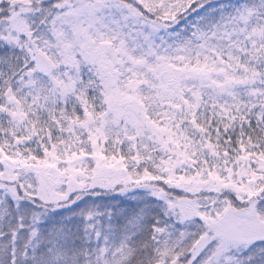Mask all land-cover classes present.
<instances>
[{
    "label": "rangeland",
    "instance_id": "rangeland-1",
    "mask_svg": "<svg viewBox=\"0 0 264 264\" xmlns=\"http://www.w3.org/2000/svg\"><path fill=\"white\" fill-rule=\"evenodd\" d=\"M5 1L11 3V14L0 18L2 258L5 243L11 242L14 260L24 257L28 247L32 264H79L78 255L65 253L69 239L64 231L92 218L98 208L85 197L67 208L60 205L75 194L122 187L126 200L140 209L154 201L165 225L178 218L158 245V264H179L189 247L188 264H255L249 245L264 239V199L247 201L264 190V0H226L199 9L181 29L149 21L121 0L0 4ZM133 1L169 23L197 0ZM87 46L100 53L96 64ZM35 52L50 62V71L36 70ZM66 55L77 59L74 69ZM103 69L115 78L114 99L133 103L141 113L139 128L127 130L125 137H116L122 125L115 124L113 113L103 110L94 122L91 112H76L79 95L110 98ZM222 110L250 115L262 139L251 141L244 126L239 148L230 140L227 129L235 128L229 126L219 133L223 141H217L208 127ZM93 125L114 137L97 144ZM208 146L220 150L208 151ZM153 182L194 197L165 195ZM200 193H230L247 208L235 209L221 197H196ZM28 197L56 208L31 211ZM11 210L28 212L32 238L27 233L4 237ZM106 229L100 225L99 237ZM43 230L46 238L40 235ZM89 238L93 241V234ZM104 238L107 247L118 245L114 255L104 261L92 257L88 264H122L129 257L127 236ZM38 251L43 261L35 257ZM77 254L84 264L89 254ZM255 258L258 264L264 261L260 253Z\"/></svg>",
    "mask_w": 264,
    "mask_h": 264
},
{
    "label": "trees",
    "instance_id": "trees-1",
    "mask_svg": "<svg viewBox=\"0 0 264 264\" xmlns=\"http://www.w3.org/2000/svg\"><path fill=\"white\" fill-rule=\"evenodd\" d=\"M125 1L128 4H130L132 7H134L139 14L144 17L145 19L149 21H155L159 25H165V26H171L173 24H179L178 28L181 29L183 26L182 23L186 22L187 24L189 22L194 21L193 12L199 11V9L204 8H210L214 6L215 4L219 3H225L226 0H197L194 3L190 4V6L185 10L183 13L176 16L173 21H170L169 23H165L167 21H161L162 19L158 18V15H155V13H151L149 11L144 10L138 2L136 1ZM230 1V0H228ZM239 3H243L244 0H238ZM11 3L10 2H3L0 4V18L6 17L9 13ZM164 20V19H163ZM236 71V70H235ZM264 78L260 76V81H263ZM232 108V107H230ZM211 110H214L211 109ZM250 120V121H248ZM254 120V118H253ZM262 121V119H260ZM252 122V123H251ZM252 118L250 115L244 116L242 113L232 111L231 113H227L226 111L222 110V115L217 117V119H214L209 127L208 130L211 131L214 134V137L217 141L222 139V135L219 134L221 131H223V128H228L229 126L235 128V131L227 129L229 132L230 140H236L239 142V148H241V140H243V133L242 130L244 126H246L248 131L251 133V141L254 140V138L257 141H260L262 139V134H260V130H255V126L253 125ZM259 122V121H258ZM260 123V122H259ZM259 129V128H258ZM205 129V131H208ZM225 131V130H224ZM233 131V132H232ZM222 136L220 139L219 136ZM224 144V147L222 148V152L226 153L225 149L227 148L226 143ZM221 144V145H222ZM263 146V145H262ZM215 148V147H214ZM218 149H213V147L208 146V151H218ZM216 153V152H215ZM151 186L159 188L163 194L168 196H176L179 198H193L194 196H189L187 194H183L182 192L176 191L171 189L168 190L167 188L163 187L160 183H151ZM130 186H128L129 188ZM128 194L125 193L122 189V187L116 188V190L113 191H91L87 193V195L84 194H75L70 197V200L68 203L60 205L61 208H67L72 200H75L77 198L85 197L88 200V204L92 206L93 208H98L97 211L91 212L92 218H84L80 221L79 225L77 227L69 228V230L64 231V236L66 235V248L65 253L71 258L73 255H78L79 264H83V258L80 254H77V251H81L83 253H88L89 255L85 258L84 264H88V259L95 257V258H102V261L112 257L115 253V249L118 245L116 243L114 244H108L109 247L106 246V239L105 236H114L115 240L120 241L121 238H124L127 236V246L129 250V255L127 252V255L129 256L122 264H158L160 261L158 260V253H159V244L161 242V239L166 236L170 229L171 224H173V220L177 221L176 219H169L167 221V225H165V216L164 213L161 212L158 208V206L155 205L153 201V205L147 209H140L139 206L135 205L131 201H127L125 196ZM255 195V194H254ZM211 197V198H217L221 197L227 201V203L235 208V209H242L247 208V205L250 202H253L254 200H261L264 199V190L261 191L259 196H253L249 197L247 201V205L239 204L236 202V199L230 194V193H220L217 195H207L205 193H200L196 195L198 198H204V197ZM90 197H95V200H90ZM27 205L30 208L31 211L36 212H42L47 211L52 208H56V205H47L45 203H39L36 202L31 197H28ZM86 200V201H87ZM75 207H81L80 205H77ZM13 208V206H12ZM105 215V221L103 222V217ZM29 214L27 211H22L20 213H17L16 210H11L10 215L5 220L3 233L5 234L4 237L12 239L13 234L17 233H27L28 238H32V229H33V222L29 221ZM100 225L103 226V228H107L106 230L111 231L112 233H108V231H105L106 234L103 237H99V227ZM11 228V230H10ZM45 231H41L40 235L44 238H46ZM93 234L94 238L93 241L91 238H89ZM132 235L131 238L129 236ZM76 238L78 241L75 242ZM204 238V237H203ZM202 238V239H203ZM6 240V239H5ZM103 240L106 242L104 243ZM30 244V239L27 240V244ZM33 244H36L35 242ZM118 244V243H117ZM32 245V244H31ZM13 246L11 242L5 243L3 250L5 249L4 257L0 255V264H32V258L28 255L27 252H29L28 247H25L23 250L26 253H24V257H19L14 260V251ZM191 248H187V250L184 252L186 253V257L184 260L180 261L179 264H188V261L192 259L191 251H189ZM249 250L254 254V263L258 264L255 256L260 253V256L264 257V239H261L259 241H252L249 245ZM127 251V250H126ZM0 252H1V246H0ZM42 252V251H41ZM105 254V255H103ZM40 253L38 251L37 254H35L36 259L40 258ZM28 256V259H27ZM66 259V258H65ZM64 259V260H65ZM264 259V258H263ZM61 260V261H64ZM17 261V262H16ZM37 261H43L42 259H39ZM70 261L67 260L65 264H69ZM167 263V262H166ZM73 264V263H71ZM264 264V261L263 263Z\"/></svg>",
    "mask_w": 264,
    "mask_h": 264
},
{
    "label": "flooded vegetation",
    "instance_id": "flooded-vegetation-1",
    "mask_svg": "<svg viewBox=\"0 0 264 264\" xmlns=\"http://www.w3.org/2000/svg\"><path fill=\"white\" fill-rule=\"evenodd\" d=\"M91 51H93V49H91V47L87 46V53L89 54V52H91ZM98 54H99V58L94 62L91 61L93 64H96L99 61L100 53L98 52ZM76 61H77V59H76ZM35 68L39 73H41L36 66H35ZM102 68H103V66H102ZM41 74H45V73H41ZM102 75H103V73H102ZM103 79H104V77H103ZM104 81H105V79H104ZM71 83H72V86H71V88L67 87L68 90H72V88H73V82L71 81ZM105 83H106V81H105ZM168 83H169V85H172L173 81L169 80ZM106 86H107V84H106ZM108 89H109V93H110V98L101 99V95H97L96 93H93L91 95H88V94L81 95V96L79 95L78 96V98H79L78 104L79 105H78V109H76V112H80V113L91 112V114H92L91 117H92V120H94V122H96V117H97L98 113L103 111V110H106L108 113H113L114 119H115L114 120L115 124L122 125L120 128L121 133H118V136H116V137L117 138L118 137L119 138L125 137L124 134H126L128 132L127 130L136 128L141 124L140 123L141 113H140L139 109L133 103L121 102V101L118 102L117 100H115L114 99L115 96L112 92V90L114 88H112V89L108 88ZM163 91L167 93V90H163ZM107 106H108V108H107ZM131 117L133 118L132 122H131ZM107 133L108 132H106L101 127L93 125L91 134L96 138L94 140L96 141L97 144H101V142H105L103 140L108 139V137H109V135H111V133L108 135H107ZM111 136L114 137V135H111Z\"/></svg>",
    "mask_w": 264,
    "mask_h": 264
},
{
    "label": "water",
    "instance_id": "water-1",
    "mask_svg": "<svg viewBox=\"0 0 264 264\" xmlns=\"http://www.w3.org/2000/svg\"><path fill=\"white\" fill-rule=\"evenodd\" d=\"M89 58L93 62L96 61L99 58L98 52L97 51L89 52ZM65 60L69 64L70 68H75L76 59L73 56L67 55L65 57ZM34 62H35L36 67L42 73L48 72L51 69V64L45 58V56L40 52H37L34 54ZM103 76L106 80L107 86L109 88H114L116 83H115L113 75L109 71H107L106 69H103ZM71 86H72V83H69L68 87L71 88ZM163 94H166V92H163ZM132 121H133V118L131 117V122Z\"/></svg>",
    "mask_w": 264,
    "mask_h": 264
}]
</instances>
